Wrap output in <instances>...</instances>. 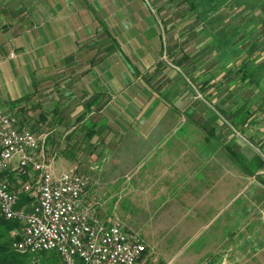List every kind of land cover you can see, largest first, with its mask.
<instances>
[{"label": "rangeland", "instance_id": "rangeland-1", "mask_svg": "<svg viewBox=\"0 0 264 264\" xmlns=\"http://www.w3.org/2000/svg\"><path fill=\"white\" fill-rule=\"evenodd\" d=\"M223 1L68 0L66 5H61L60 18L67 21L65 24L69 25V33L75 29L73 36L82 39L81 42L75 40L76 54L71 57L87 58L93 54L92 68L107 69L108 73L114 75L112 80H119L122 85L121 93L117 94V111L110 107L102 112L96 111L92 116H89V110L86 114V108L80 109L82 104L71 108L74 103L67 102V90L61 92V87H64L60 85L62 82L56 86L58 81L53 75L56 70L53 63L45 61L40 66L41 62L33 53L29 58L21 59L16 49L11 51L6 40H0L6 44L2 46L3 52H0V109L6 113L14 112L23 121L22 125L36 128L38 134H45L46 149L53 155L56 173L75 171L86 176L89 182L87 193H90L84 200L92 207L94 217L99 218L108 212V216L117 217L123 223L124 229L140 234L146 249L144 264H196L197 251L209 241V237L212 238L216 229L223 227V224L227 226L225 221L222 225L220 222L213 223L204 233L206 239L202 235L196 240L194 236L187 237L188 230L182 229L186 222L177 218L180 215L172 217V207L180 198L179 183L189 173L197 178L209 177L210 180L229 182L230 186H234L229 190L218 189L224 195L207 201L214 202L221 198V207L227 196L235 194L233 201L236 200V203L232 201L234 211L222 212L236 216L235 222H230V227L240 235L237 236V243L249 233L255 232L257 235L258 230L262 234L264 232V165L256 173L258 175L248 176L221 156L214 154L204 159L205 155L201 154L206 145L214 150L213 144H207L202 137L207 136L210 128L215 131L213 134L220 150L231 143L251 158L254 154L246 149L247 144L261 155L260 148L264 147V107L257 110L256 125L243 136L212 108V102L216 99L214 95L208 101L200 95L201 82L211 78V85L221 81L228 93L233 91L228 100L226 95L222 96L226 105L231 98H241L243 107L252 105L255 108L264 104V73L257 72L258 62L264 61V56L252 64L255 74L258 73L254 78L260 84L242 83L235 72L229 73L233 66L232 58L222 54L219 48L222 47L220 40L227 41L230 51L234 49L229 44L236 39L246 40L241 43L244 48H248L252 42L264 41V32L256 31L258 27L254 20L260 7L247 8L241 1ZM244 13L252 19L254 27L245 23ZM239 16H243V20L235 23ZM235 27L237 32L244 31L249 35L243 37V32L237 35L233 30ZM89 40L91 46L88 47ZM103 40L107 43L105 49ZM90 50L94 51L89 53ZM183 57H186L185 60L180 62ZM79 61L81 66L87 67L86 61ZM13 69L16 71L14 78L11 74ZM24 82L27 85L32 82V86L24 97H19L26 91ZM80 90L84 91L82 87ZM111 91L109 98L114 93ZM58 96L63 98L60 103L55 100ZM111 103L113 107L116 106L115 102ZM83 112L84 118L96 120L99 134L90 142L100 146V154L97 155L96 150L86 157V153L79 152L76 158L67 161L66 155H73L80 139L86 136L84 124L88 120L84 123L79 121ZM144 116L157 120L156 125L150 124L152 121L149 120L136 126L146 133L152 125L154 131L150 146L148 139L139 140L137 145L133 142L132 146L131 140L134 141L133 133L136 132L132 128L136 124L128 125L129 121ZM187 119L195 124L186 123ZM178 126L181 130L182 127H192L193 131L187 129L186 134L181 132L182 135L177 136L175 131ZM196 126L200 129H196ZM249 136H252L254 144L247 139ZM163 137L166 144L161 149H165L166 154L159 155V160L148 170L147 158L143 156L162 142ZM233 137H236L235 141ZM151 139L155 140L154 145ZM203 142L201 151L197 144ZM142 160H145V165L141 172L138 170L136 178L147 180L149 171L154 186L152 189L141 185L131 188L132 178L136 175L133 167ZM122 180L127 186L117 187V184L122 185ZM171 180L178 183L177 187L169 186ZM93 198H97L98 204H92ZM204 198L208 199L206 196ZM175 207L179 209V203ZM214 210H217V206H214ZM194 240L195 243L188 244ZM257 240L264 242V235ZM200 260V264H203Z\"/></svg>", "mask_w": 264, "mask_h": 264}, {"label": "crops", "instance_id": "crops-1", "mask_svg": "<svg viewBox=\"0 0 264 264\" xmlns=\"http://www.w3.org/2000/svg\"><path fill=\"white\" fill-rule=\"evenodd\" d=\"M67 1L68 0H0V40H6V44L9 45V49L12 48L11 51L16 49L17 56L21 57V59L29 58L31 53H33L35 54L34 57L41 62L40 66L45 61L53 63L56 68L53 75L56 76L54 78L58 81L56 86L59 85V82H62L60 85H64V87H61V92L67 90V102L74 103L71 108H77L80 104H82L80 109H89V116H92V114L96 111L102 112L105 108L110 107L117 111V94H119L118 92L121 93L122 89L120 81L112 80L114 75L110 72L108 73V70L105 68H92V58H94L93 54L87 58L71 57V55L76 54V41L81 42L82 39H77L73 36V32L76 31L75 29L69 33V25L65 24L67 21L61 20L60 18L61 5H66ZM103 41L105 42L103 45L105 49L107 43L106 40ZM90 42L91 41L89 40L88 47L91 46ZM6 44L0 42L1 53L3 52L1 50L2 46ZM97 46L96 48L98 49ZM101 47L99 49L100 51L102 50ZM6 49L5 52H7ZM93 51L94 50H90L89 53H92ZM79 60L86 61L87 63L85 65H87V67L81 66ZM98 60L101 61V58ZM15 73L16 71L13 69L11 72L13 78ZM19 73H21L20 69ZM60 79L65 80L59 81ZM31 84L32 82L28 85L24 82V85L27 86L26 91L20 94L19 97H24V95L28 93V89L32 86ZM81 87L84 90L83 92L80 90ZM111 90L114 91V98L113 95L109 98L111 96ZM79 95L81 96L80 100L78 99ZM55 100L57 103H60L63 98L58 96ZM111 102H115L116 106L113 107ZM56 105L59 106L58 104ZM21 113L23 112L21 111ZM10 114L16 118L18 127L27 128L24 124L22 125L23 121L21 122L18 119L19 117H17L14 112ZM59 117L61 118V116ZM139 117L137 119H132L128 124H136L135 128L133 127L132 129H135L137 133H133L134 141L131 140V145L133 146V142L137 145L139 140L144 141L145 139H148L147 143L150 146L151 134L154 131L151 129L152 125L146 133H143L141 128H136V126L137 124H144V122H148L149 120L152 121L150 124L156 125L157 120L155 121L154 118L150 119L145 116L143 118ZM74 118H76V116ZM87 120H89V118H83V121ZM93 122L96 123V120H93ZM28 129L36 131V128L33 127ZM157 139H159V137ZM152 140L153 139H151V143L154 145L155 140ZM165 144L166 138L163 137L162 142H159L157 146L152 145L153 147L150 148L147 154L143 156V158H147L146 165L149 167L148 170H151L150 165H154L153 163L157 162V159L159 160V155L161 157V155L166 154V151H164L165 149H161L162 145L164 146ZM47 152L52 155V153L48 150ZM144 165L145 160H142L141 162L139 161L135 167H133V172H135L136 175L134 179L132 178L131 188H137L139 185L143 187L147 186L151 189L154 187L152 186V176H149V171L147 180L140 181L139 178H136L138 170L140 169L139 172H141V168L144 167ZM118 180L119 179L117 178V181ZM124 180L121 182L122 185L117 184V187L125 188L127 185ZM169 184L171 187H177L176 185L178 183H174L171 180ZM220 185H224V187H221ZM179 187V209H176L175 207L178 203L174 204L171 214L172 217L180 215L177 217L178 220L186 222L185 228L181 227L183 230H188V238L194 236L196 237V240H198L201 238L200 236L203 235L202 237L206 239L204 233L207 232L213 223L215 224L216 222H220L221 225L224 221L227 223V226L223 224V227L216 229L212 238L209 237V241L207 240L197 253L195 251L197 254L196 264H200V259V261L204 262L203 264L206 262L209 264H264V242L260 243L257 240L262 238L264 232L262 234L261 230H258L257 235L255 232L249 233L245 235L246 238L243 236L237 243V236L240 237V235H237L236 230L230 227V222L234 223L236 216L235 214L225 215L222 212L224 210L234 211L232 201L235 198V194H233L232 197L227 196V199L221 203L224 204L221 207V198L214 200V202L207 201L211 200L212 197L215 196H223L224 194L220 193L219 190L223 188V190H229L231 188L234 189V186H230L229 182L221 183L219 181H213L212 179L210 180L209 177L202 179L198 176L197 178L195 174L189 173L186 178L183 177L182 181L179 183ZM88 189L89 186L87 190ZM87 190L85 193L86 198H88V193H90L89 191L87 193ZM205 196L208 199L204 198ZM84 204H88V202L84 200ZM214 206H217V210L213 211ZM99 218L106 223H109L112 219L111 216H108V212L99 216ZM193 243H195V240L188 242L189 245H192Z\"/></svg>", "mask_w": 264, "mask_h": 264}, {"label": "built area", "instance_id": "built-area-1", "mask_svg": "<svg viewBox=\"0 0 264 264\" xmlns=\"http://www.w3.org/2000/svg\"><path fill=\"white\" fill-rule=\"evenodd\" d=\"M45 139L18 127L16 118L0 109V214L21 225L10 232L14 249L53 251L60 264H144L141 236L124 229L117 217L106 223L92 215L84 204L88 179L72 171L56 173Z\"/></svg>", "mask_w": 264, "mask_h": 264}, {"label": "trees", "instance_id": "trees-1", "mask_svg": "<svg viewBox=\"0 0 264 264\" xmlns=\"http://www.w3.org/2000/svg\"><path fill=\"white\" fill-rule=\"evenodd\" d=\"M238 1L243 2L245 4V7L248 6L247 8L253 7L255 9L257 7H260L259 13L257 15H254V20L255 23H257V27H258L256 28V31L261 33L264 32V0H234L235 3H238ZM245 10L246 9H244V11ZM245 15L246 14L244 13V17L246 18L245 23L251 24V26L254 27V22L252 21V19L246 17ZM244 17L239 16L238 20L235 23L240 22L241 20H243ZM236 28L237 27H235V29L233 30H235L237 35L240 36L242 32H243L242 33L243 37L249 35V34H245L244 31L237 32ZM236 40L237 41H235L233 44H229L232 45L234 49L233 51H230V48L226 40L219 41L220 44L222 45V47L221 46L219 47L221 48L220 52L224 55L227 54V56L231 57L233 61V66L231 67L232 69L229 70V73L235 72V74L238 76L239 80L242 83L254 82L257 83V85H259L260 83L258 84V80L255 79L254 77H256L258 73L259 74H261L262 72L264 73V61L258 62L257 68L259 71L255 69L258 72L256 74L254 72L255 67L252 64L254 63V61H256V59H258L261 56H264V41L261 42L258 41L255 43L251 41L253 44L250 45L248 48H244L245 46H241V43L246 42V40H240V39H236ZM185 58L186 57H183L182 58L183 60H181L180 62L184 61ZM210 80L211 78H207L206 81L201 82L199 86L201 89V90L199 89L201 91L200 95L205 101H208V99L212 95H214V98H216L215 102L211 101L212 105L208 102L207 103L211 105L213 109L216 110L215 112L218 113L225 120V122H228L236 131L241 133V135L243 136L246 135V133H248L247 131L250 128L254 127V125H256L258 121L256 114L257 110L258 109L262 110L264 104H261L258 107L256 106L255 108H252V105L251 106L246 105L243 107L241 106L242 105L240 101L241 98H231L226 105V102H224L222 96L226 95L228 100L229 95L233 93V91L228 93L227 89L221 85V81H218L217 83L215 82L214 84L211 85V83L209 82ZM262 89L264 90V87ZM88 110L89 109L86 110V114ZM84 116H85L84 112L80 114L79 121L80 120L83 121ZM84 122L85 121H83L82 123ZM187 122H191L195 124L193 121L188 119L186 120V123ZM84 126H85L86 136L85 138L83 137V140L80 139L77 147L74 148L73 150V152L75 151L73 155H66L68 161H72L73 157L76 158L77 153L79 152L86 153L85 154L86 157L91 156L93 153L96 152V150H97V155L100 154L98 149L100 148V146H96L94 144H91L90 142L94 136L99 134L98 131L96 130L97 127L96 123L89 119L86 122V124H84ZM187 129H189V131H193L192 127L191 128L182 127L181 130V127L178 126L175 133L177 134V136H180L179 134L181 135L182 133L186 134L185 130ZM196 129H200V127L196 126ZM206 133L207 136H202L203 140L207 142V144L212 143L213 144L212 147L214 150H212L207 145L205 149H203L204 142L197 144L199 150L201 151L202 149L204 150L201 152L202 155H205L204 159L212 157L214 156V154H216L215 156H221L225 158L228 164L230 165L232 164L234 168L240 170L244 175H248V176L258 175L256 173L264 165V158L262 156L264 155V147L260 148L262 151L261 152L262 155H261L252 146L247 144L248 146H245L246 149H248L252 154H254L251 158H248L247 154H245L244 151L238 150V148L235 145L232 146L231 143H229V145L225 144V147L223 146V149L221 147L223 151L220 150L219 143L216 141V138L214 137L215 134H213L215 133V131L212 128H210ZM247 139L254 144V140H252L253 139L252 136L247 137ZM232 140L235 141L236 137H233ZM171 142L169 143L170 145ZM235 201H233V203H236ZM15 221L16 220H6L2 216H0V264H60V259L58 254L53 251H49V252L39 251V252H25V253L23 252L20 253L17 250L14 251L15 249L13 247V241L15 240V237H12L10 235V232L14 229H20L21 226L19 222L17 221L15 222ZM145 251L143 252L142 258L145 254ZM47 254L49 255L47 256ZM49 256H51V258H49Z\"/></svg>", "mask_w": 264, "mask_h": 264}, {"label": "bare ground", "instance_id": "bare-ground-1", "mask_svg": "<svg viewBox=\"0 0 264 264\" xmlns=\"http://www.w3.org/2000/svg\"><path fill=\"white\" fill-rule=\"evenodd\" d=\"M10 114V113H9ZM11 115V114H10ZM43 135H45V134H43ZM72 172H75V171H72ZM77 173V172H76ZM79 174H81V175H83L82 173H79ZM13 176V174H11V177ZM84 177H86L85 175H83ZM10 177V178H11ZM21 180H22V182H25V180L21 177ZM12 181V183L14 184V186L17 188V189H22V187H23V185H22V183L21 182H18L17 180H15V179H12L11 180ZM21 194H22V196H27L26 195V193L22 190L21 191ZM0 216H2L3 218H5L6 220H15V219H13V216H9V215H4V214H0ZM16 222V221H15ZM140 235V234H139ZM142 238V237H141ZM14 251H16V250H14ZM18 252H20V253H25V250H17Z\"/></svg>", "mask_w": 264, "mask_h": 264}]
</instances>
